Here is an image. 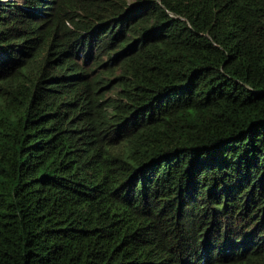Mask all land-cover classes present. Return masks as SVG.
Returning a JSON list of instances; mask_svg holds the SVG:
<instances>
[{
  "label": "trees",
  "instance_id": "obj_1",
  "mask_svg": "<svg viewBox=\"0 0 264 264\" xmlns=\"http://www.w3.org/2000/svg\"><path fill=\"white\" fill-rule=\"evenodd\" d=\"M0 264H264V0H0Z\"/></svg>",
  "mask_w": 264,
  "mask_h": 264
}]
</instances>
